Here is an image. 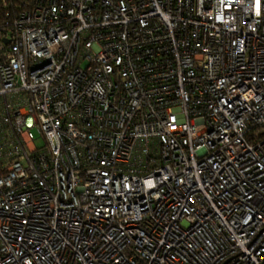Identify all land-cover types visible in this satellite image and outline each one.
I'll list each match as a JSON object with an SVG mask.
<instances>
[{"label":"built area","instance_id":"built-area-1","mask_svg":"<svg viewBox=\"0 0 264 264\" xmlns=\"http://www.w3.org/2000/svg\"><path fill=\"white\" fill-rule=\"evenodd\" d=\"M18 8L0 264H264V0Z\"/></svg>","mask_w":264,"mask_h":264},{"label":"trees","instance_id":"trees-1","mask_svg":"<svg viewBox=\"0 0 264 264\" xmlns=\"http://www.w3.org/2000/svg\"><path fill=\"white\" fill-rule=\"evenodd\" d=\"M21 0H5V5L0 0V26L4 25L6 21L13 20L16 13L19 11L18 5Z\"/></svg>","mask_w":264,"mask_h":264},{"label":"rangeland","instance_id":"rangeland-1","mask_svg":"<svg viewBox=\"0 0 264 264\" xmlns=\"http://www.w3.org/2000/svg\"><path fill=\"white\" fill-rule=\"evenodd\" d=\"M33 133L35 135V143H36V145H42L43 141H42L41 137L35 132V130H33Z\"/></svg>","mask_w":264,"mask_h":264}]
</instances>
